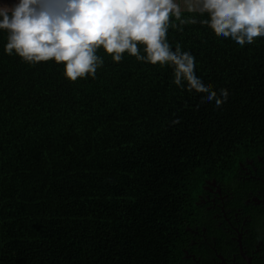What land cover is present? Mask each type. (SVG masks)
<instances>
[{
    "label": "trees",
    "instance_id": "1",
    "mask_svg": "<svg viewBox=\"0 0 264 264\" xmlns=\"http://www.w3.org/2000/svg\"><path fill=\"white\" fill-rule=\"evenodd\" d=\"M182 18L197 22L167 42L217 96L227 90L220 107L176 86L171 67L102 48L95 78L70 82L54 60L6 54L0 30V264H177L183 251L210 264L211 241L195 251L188 228L216 229L197 202L206 180L244 196L242 173L264 159V37L241 47L207 14ZM256 221L246 227L264 235Z\"/></svg>",
    "mask_w": 264,
    "mask_h": 264
},
{
    "label": "clouds",
    "instance_id": "2",
    "mask_svg": "<svg viewBox=\"0 0 264 264\" xmlns=\"http://www.w3.org/2000/svg\"><path fill=\"white\" fill-rule=\"evenodd\" d=\"M185 6L189 13L207 14L202 23L241 47L264 37V0H185ZM196 22L182 18L177 0H59L55 10L45 0L0 5V30L7 31L5 52L29 65L54 60L65 66V78L76 82L95 78L104 63L98 49L117 63L128 53L137 61L171 67L176 86L186 84L189 92L206 93L203 99L220 107L227 90L220 89L217 96L195 75V58L179 45L173 51L167 42L170 27Z\"/></svg>",
    "mask_w": 264,
    "mask_h": 264
},
{
    "label": "flooded vegetation",
    "instance_id": "3",
    "mask_svg": "<svg viewBox=\"0 0 264 264\" xmlns=\"http://www.w3.org/2000/svg\"><path fill=\"white\" fill-rule=\"evenodd\" d=\"M259 160L261 161L259 171L252 167V170H245L246 173H242L243 179L252 178L244 196L239 187L238 195L242 198L239 199L237 194L233 196L230 191L221 193L219 183L213 178L210 181L206 180L202 187L207 194L200 193L197 196V202L204 205L205 213L209 215L216 229L212 230L210 227L207 229L205 225H193L192 229L188 228V231L191 230V236L187 239L189 245L197 244L195 251L201 249L202 242L211 241L208 245L212 255H206L210 264H254L257 261H264V235L254 231L255 228H259L256 223L254 228L246 227L251 218L256 216L258 219L256 222L262 223L264 230V159ZM241 167L246 169L244 165ZM246 205L254 206L255 211L252 209V212L246 213ZM200 258L201 256L194 252L183 251L177 264H204L200 262Z\"/></svg>",
    "mask_w": 264,
    "mask_h": 264
},
{
    "label": "rangeland",
    "instance_id": "4",
    "mask_svg": "<svg viewBox=\"0 0 264 264\" xmlns=\"http://www.w3.org/2000/svg\"><path fill=\"white\" fill-rule=\"evenodd\" d=\"M13 2H14V0H9V3H7V4H11ZM58 2H59V0H45V3L49 7L54 6L55 8H56ZM177 3H179L181 5V9H187L185 6V0H177ZM3 4H5L4 0H0V5H3Z\"/></svg>",
    "mask_w": 264,
    "mask_h": 264
},
{
    "label": "snow or ice",
    "instance_id": "5",
    "mask_svg": "<svg viewBox=\"0 0 264 264\" xmlns=\"http://www.w3.org/2000/svg\"><path fill=\"white\" fill-rule=\"evenodd\" d=\"M5 3H9V0H4Z\"/></svg>",
    "mask_w": 264,
    "mask_h": 264
}]
</instances>
